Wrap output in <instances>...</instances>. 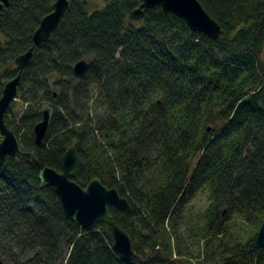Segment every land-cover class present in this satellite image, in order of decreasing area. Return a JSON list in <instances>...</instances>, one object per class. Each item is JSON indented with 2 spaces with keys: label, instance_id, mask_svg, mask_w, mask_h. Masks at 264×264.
<instances>
[{
  "label": "trees",
  "instance_id": "obj_1",
  "mask_svg": "<svg viewBox=\"0 0 264 264\" xmlns=\"http://www.w3.org/2000/svg\"><path fill=\"white\" fill-rule=\"evenodd\" d=\"M197 1L218 39L160 8L137 15L140 0L92 10L94 0H68L22 72V110L13 101L4 116L20 153L0 163V264H264V0ZM54 3L9 0L0 11V97ZM44 105L49 126L36 145ZM70 147L72 181L97 178L127 200L128 213L108 212L132 242L131 261L112 251L107 224L68 220L42 181ZM197 195L207 206L196 217Z\"/></svg>",
  "mask_w": 264,
  "mask_h": 264
},
{
  "label": "water",
  "instance_id": "obj_2",
  "mask_svg": "<svg viewBox=\"0 0 264 264\" xmlns=\"http://www.w3.org/2000/svg\"><path fill=\"white\" fill-rule=\"evenodd\" d=\"M140 6L135 11L137 15L144 9L160 8L165 14H172L181 19L192 31L212 40L218 39L223 32L215 20L203 9L197 0H140ZM9 0H0V11L7 7ZM68 8V0H55L53 11L40 22L33 34L32 47L25 54L14 61L19 74L5 83L0 97V163L6 158H14L20 153V145L14 132L4 122V116L13 101L16 100L17 87L21 75L32 58L35 47L46 42L57 29ZM264 51V46H263ZM88 68L85 60L73 66L75 77H81ZM50 113L42 112L41 120L33 128V137L36 145H40L45 138L49 126ZM78 167V158L73 147L67 149L61 159V169L56 171L44 168L41 173L42 181L51 186L59 199L66 218L73 221L84 230L93 229L98 223L108 225L112 235V251L121 261H131L135 258L132 242L129 236L122 231L108 212V206L128 213L130 206L127 200L119 195L116 189H109L94 178L84 188L71 180ZM264 247V220L256 238V250Z\"/></svg>",
  "mask_w": 264,
  "mask_h": 264
},
{
  "label": "rangeland",
  "instance_id": "obj_3",
  "mask_svg": "<svg viewBox=\"0 0 264 264\" xmlns=\"http://www.w3.org/2000/svg\"><path fill=\"white\" fill-rule=\"evenodd\" d=\"M100 6H101L100 0H94V2L91 3L90 9L92 10L94 8H99ZM20 110H22V105L20 103H18V100L16 99L15 102L13 103V111L19 112ZM42 110H48L47 106L44 105V107H42ZM206 206H207V203H206L205 199L202 196L197 195L194 198V200L191 201L189 211L192 214L195 213V216L197 217L198 215H202ZM224 217H226V212L224 213ZM229 224L233 226V221H230ZM235 227H236V225H235ZM235 227H232V228H235Z\"/></svg>",
  "mask_w": 264,
  "mask_h": 264
}]
</instances>
